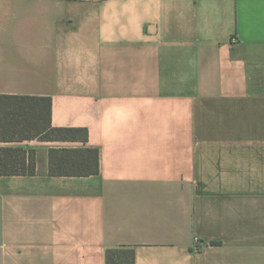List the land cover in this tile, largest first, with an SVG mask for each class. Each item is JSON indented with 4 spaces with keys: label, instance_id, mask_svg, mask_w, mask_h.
I'll return each mask as SVG.
<instances>
[{
    "label": "crops",
    "instance_id": "1",
    "mask_svg": "<svg viewBox=\"0 0 264 264\" xmlns=\"http://www.w3.org/2000/svg\"><path fill=\"white\" fill-rule=\"evenodd\" d=\"M0 94L88 129L0 142L36 155L0 175V264H264V0H0Z\"/></svg>",
    "mask_w": 264,
    "mask_h": 264
},
{
    "label": "trees",
    "instance_id": "2",
    "mask_svg": "<svg viewBox=\"0 0 264 264\" xmlns=\"http://www.w3.org/2000/svg\"><path fill=\"white\" fill-rule=\"evenodd\" d=\"M39 139H88L87 128L57 127L52 123L50 96H14L0 94V142ZM52 175L88 176L99 171V153L91 148H51ZM36 173L35 150L21 146H0V175ZM107 264H135L133 249H109Z\"/></svg>",
    "mask_w": 264,
    "mask_h": 264
},
{
    "label": "built area",
    "instance_id": "3",
    "mask_svg": "<svg viewBox=\"0 0 264 264\" xmlns=\"http://www.w3.org/2000/svg\"><path fill=\"white\" fill-rule=\"evenodd\" d=\"M233 40H234V41H236L237 39H236V38H234ZM200 246H201V242H200V241H198V242H197V246H196V248H197V249H199V247H200Z\"/></svg>",
    "mask_w": 264,
    "mask_h": 264
}]
</instances>
